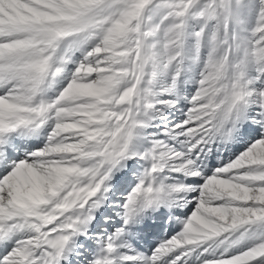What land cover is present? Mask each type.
Wrapping results in <instances>:
<instances>
[{
	"label": "snow or ice",
	"instance_id": "1",
	"mask_svg": "<svg viewBox=\"0 0 264 264\" xmlns=\"http://www.w3.org/2000/svg\"><path fill=\"white\" fill-rule=\"evenodd\" d=\"M0 264H264V0H0Z\"/></svg>",
	"mask_w": 264,
	"mask_h": 264
}]
</instances>
